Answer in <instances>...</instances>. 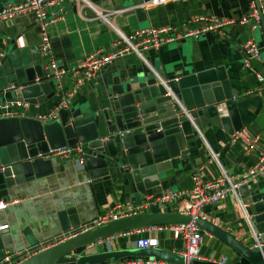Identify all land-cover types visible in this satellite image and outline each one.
<instances>
[{
	"label": "crops",
	"instance_id": "obj_1",
	"mask_svg": "<svg viewBox=\"0 0 264 264\" xmlns=\"http://www.w3.org/2000/svg\"><path fill=\"white\" fill-rule=\"evenodd\" d=\"M22 1L0 0V8H11L0 13V65L1 61H5L8 71L11 59L17 63L44 60L46 64L53 60L67 70L96 48L110 50L122 46V42H117L116 30L127 33L135 28L161 25L181 28L184 21L201 14L236 20L249 8V0H169L155 5H147L144 1L135 4L133 0H90L92 7L80 1L57 0L45 5L49 49L42 53L38 46L40 26L33 9L13 8ZM253 1L255 5L264 2ZM137 6L142 10L139 14ZM119 8L123 10L111 12ZM99 13L108 14L102 17ZM190 25L193 26L192 23ZM249 34L246 26L232 22L221 34L208 32L196 39L184 38L178 42L160 44L156 48L147 47L141 53L149 67L136 53L126 52L100 67L92 78L79 85L69 97L68 105L99 112L106 104L105 88L115 75L120 78H143L156 72L159 76L174 74L177 77L200 70L206 64L221 66L229 87L235 89L236 97L240 98L236 108L241 127L228 134L221 127L207 122L200 128V135L195 145L189 148L187 158L158 173L159 186L161 191L185 190L192 186L194 175L200 181L214 180L222 174L221 169L228 176L242 175L264 151V87L258 84L253 74V71H258L264 76V38L259 28L255 40L260 48V57L250 59L246 64L242 44ZM46 64L44 67L49 72ZM2 71L0 99H14V89L18 85L6 81L5 76L1 75ZM73 78L71 72H66L60 77L58 86L57 82L49 80L48 93L37 96L35 103H29L31 112L49 110L58 95L72 89ZM76 144L82 148L80 143L73 145ZM83 151L80 149L75 156L47 152L48 155L44 157L50 158V173L14 185L6 198L0 199V225L6 224L0 228V261L5 256L14 257L32 247L43 244L45 247L49 245L47 242L63 236L65 232L59 213L64 210L72 209L79 224L86 228L99 214L120 200L141 201L147 198L136 200L130 192L125 191L116 171L106 179L92 177L83 164ZM213 153L217 160L213 158ZM243 184L248 191L264 189V168L239 185ZM241 204L236 189L215 202L202 205L198 214L233 234L245 246L253 247L257 241H261ZM180 207L178 199L156 206L161 212H178ZM170 224L173 223L142 226L139 232L135 231L136 228L125 230L126 233L120 231L88 245L85 251L136 246L137 238L154 236L157 239L156 247L180 254L185 239L182 236L174 237ZM199 228L202 233L198 246L200 260L224 258L223 264H232L238 259V254L230 245ZM108 264L172 262L153 258L115 260Z\"/></svg>",
	"mask_w": 264,
	"mask_h": 264
},
{
	"label": "water",
	"instance_id": "obj_2",
	"mask_svg": "<svg viewBox=\"0 0 264 264\" xmlns=\"http://www.w3.org/2000/svg\"><path fill=\"white\" fill-rule=\"evenodd\" d=\"M143 1L146 0H133V3ZM136 11L142 12L141 7L137 6ZM260 28L264 38L263 21ZM45 64L44 60L17 63L11 59L10 70L5 61H1L0 70L6 81L18 85L14 89L17 99L35 103L37 96L50 90L51 79L46 77ZM105 98L106 104L99 112L67 105L58 108L52 120L43 122L31 117L0 118V199H5L14 185L50 173V158L44 157L49 149L80 143L82 151L85 150L81 154L83 164L92 177L106 179L116 171L125 191L136 200L147 197L151 201L161 192L158 173L187 158L198 131L207 122L228 134L241 127L236 108L240 98L229 87L221 66L212 64L177 77L174 74L159 78L153 74L143 78L115 75L105 88ZM236 189L257 237L264 243V189L248 191L244 184ZM59 217L65 234L73 235L27 255L16 264H108L115 260L153 258L184 263L181 254L156 246L94 252L85 249L120 231L186 223L190 220L187 214L161 212L150 202L145 211L86 228L79 224L72 209L60 212ZM193 222L233 248L238 259L232 264L264 263V244L247 247L200 215ZM24 253L9 257L8 261L1 260L0 264H7ZM189 264L218 263L193 259Z\"/></svg>",
	"mask_w": 264,
	"mask_h": 264
},
{
	"label": "built area",
	"instance_id": "obj_3",
	"mask_svg": "<svg viewBox=\"0 0 264 264\" xmlns=\"http://www.w3.org/2000/svg\"><path fill=\"white\" fill-rule=\"evenodd\" d=\"M57 0H24L13 8H32L36 21L40 26L39 33V49L42 53H45L49 49V38L45 31L46 25V12L45 5L52 4ZM76 2L80 1L84 4L91 5L90 0H74ZM169 0H146L144 1L147 5H155L164 3ZM11 8H1L0 13H3L5 10ZM123 8L112 10L111 12L116 13L122 11ZM100 14V13H99ZM108 13L100 14L102 17ZM261 21L264 22V2L262 4L255 5L253 0H249L248 10L240 15L236 20L228 18H220L217 16H211L206 14H201L193 17L192 19L184 21L181 28H175L170 25H161V26H146L135 28L127 33H122L119 30H116L118 39L117 42H122V46L117 48H112L110 50H103L102 48H96L89 54H87L81 61L77 62L69 69L65 70L64 68L56 65V63L51 60L46 64L50 73H46V77L50 78L51 81L57 82L59 85V79L66 72H71L74 75L72 89L66 93H62L56 97V100L52 104L51 108L47 111L41 113H32L30 110V104L27 101L21 99H0V118L2 117H31L36 118L40 121L52 120L56 111L60 107H65L69 103V97L72 92L76 90L83 82H87L90 78L94 76V73L103 65L110 63L116 57L121 56L126 52L136 53L142 60L143 54L141 53L142 49L147 47L156 48L160 44L178 42L184 38H193L196 39L208 32H217L221 34L225 27L232 23L236 22L242 24L248 28L249 31L260 28ZM193 24L191 26L190 24ZM243 51L245 53L244 61L246 64H249L250 59H259L260 57V48L258 43L254 39L253 35L250 36L242 44ZM148 65V63L146 62ZM149 67V65H148ZM152 68H150L151 70ZM153 72V70H151ZM256 81L259 85L264 87V76L258 72L253 71ZM153 75L159 78V74L153 72ZM198 135L200 132L198 131ZM80 145L72 146H63L60 148L49 149V152L57 153L59 155L65 156H75L76 153L80 151ZM213 158L217 160L216 154H212ZM264 168V151L259 155L258 160L246 170L242 175L238 176H228L222 170V174L216 177L214 180L209 181H200L196 175L192 186L185 190H173L165 189L160 192V194L153 198L151 201L141 200V201H131L130 199H123L114 204H112L107 210L102 214H99L92 222V225L106 222L111 219H116L122 216H127L130 214H135L147 210L148 205L153 203L155 206L163 205L166 202L173 200H180L181 207L178 210L181 214H187L190 220L186 223H173L169 227L172 229V234L174 237L182 236L185 239L184 249L180 252L183 256L184 263L189 264L190 260L201 259L198 254V246L202 241V233L198 226L194 224V218L197 217L198 210L200 207L206 203L215 202L216 200L224 197L228 192L236 191V187L242 182L248 180L250 177L258 174L260 170ZM242 209L243 204H241ZM6 224L0 225L5 227ZM142 227H137L136 232L141 231ZM127 231H125L126 233ZM63 236L53 239L51 242H47L50 246L51 244L57 243L71 235L70 233H62ZM68 235V236H67ZM156 237L146 236L139 237L136 239L137 247H147L156 245ZM262 242L257 241L255 244L256 247L261 246ZM44 247V244L35 248H32L30 251H25L24 255L17 257L16 261L13 264H16L21 259L26 257L29 254L37 252ZM254 247V246H253ZM22 257V258H21ZM8 256L3 257L2 260L8 261ZM12 262V261H11ZM8 262L7 264H10ZM218 264H223L224 258H220L215 261ZM264 264V263H263Z\"/></svg>",
	"mask_w": 264,
	"mask_h": 264
},
{
	"label": "rangeland",
	"instance_id": "obj_4",
	"mask_svg": "<svg viewBox=\"0 0 264 264\" xmlns=\"http://www.w3.org/2000/svg\"><path fill=\"white\" fill-rule=\"evenodd\" d=\"M133 30V29H132ZM131 31V30H130ZM250 32V34H252L253 35V37H254V39L256 38V34H257V32H258V29H254V30H252V31H249ZM250 34H249V36H250Z\"/></svg>",
	"mask_w": 264,
	"mask_h": 264
},
{
	"label": "flooded vegetation",
	"instance_id": "obj_5",
	"mask_svg": "<svg viewBox=\"0 0 264 264\" xmlns=\"http://www.w3.org/2000/svg\"><path fill=\"white\" fill-rule=\"evenodd\" d=\"M69 101H70V99H69Z\"/></svg>",
	"mask_w": 264,
	"mask_h": 264
}]
</instances>
